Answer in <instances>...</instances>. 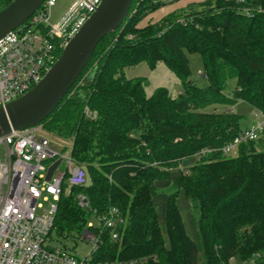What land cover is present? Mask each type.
<instances>
[{
	"label": "trees",
	"instance_id": "trees-1",
	"mask_svg": "<svg viewBox=\"0 0 264 264\" xmlns=\"http://www.w3.org/2000/svg\"><path fill=\"white\" fill-rule=\"evenodd\" d=\"M164 5L132 0L124 22L101 39L40 123L46 133L72 140L71 158L87 177L83 187L62 186L49 241L66 249L91 218L114 209L123 219L117 241L109 230L91 229L99 239L95 264H264V151L248 142L235 157L224 156L221 148L244 129L243 117L208 111L243 102L264 113V0H206L140 26ZM187 54L200 56L206 86L190 79ZM159 62L182 86L176 97L165 88L147 97L142 79L124 76L126 68ZM230 80L235 85L227 93ZM202 150L209 152L197 159ZM180 166L187 169L171 177ZM164 181L161 230L153 198L155 183ZM181 192L194 213L197 244L176 205ZM79 194L87 209L77 205Z\"/></svg>",
	"mask_w": 264,
	"mask_h": 264
},
{
	"label": "built area",
	"instance_id": "built-area-1",
	"mask_svg": "<svg viewBox=\"0 0 264 264\" xmlns=\"http://www.w3.org/2000/svg\"><path fill=\"white\" fill-rule=\"evenodd\" d=\"M3 1L0 0V10ZM57 1L46 0L39 12L37 10L23 25L0 39V108L39 83L55 62L56 41H63L60 45L63 49L100 2L82 0L80 8L70 17L67 15L52 26L48 23L49 10ZM199 75L202 76V72ZM252 117V124L221 148L224 156L235 157L241 144L255 142L264 134V113L254 111ZM42 132L45 131L38 126L12 131L0 138V264H95L91 257L99 239L91 229L109 230L111 240L117 241L116 230L123 219L117 210L110 209L107 215L89 220L81 237L76 243L66 244V249L49 241L62 186L83 187L87 177L71 158L72 140L66 139V146L57 150ZM208 152L202 150L195 157L199 159ZM57 161L59 164L46 180L49 167ZM62 163L65 168L60 171ZM75 200L80 208L87 209L83 195H77ZM41 202L46 205L42 206ZM84 244L89 248L80 257L76 250Z\"/></svg>",
	"mask_w": 264,
	"mask_h": 264
},
{
	"label": "water",
	"instance_id": "water-1",
	"mask_svg": "<svg viewBox=\"0 0 264 264\" xmlns=\"http://www.w3.org/2000/svg\"><path fill=\"white\" fill-rule=\"evenodd\" d=\"M46 0H12L0 10V39L23 25ZM132 0H100L71 36L60 56L30 91L0 108V138L40 126L60 104L90 60L101 39L124 22ZM57 161L49 167V180Z\"/></svg>",
	"mask_w": 264,
	"mask_h": 264
},
{
	"label": "rangeland",
	"instance_id": "rangeland-1",
	"mask_svg": "<svg viewBox=\"0 0 264 264\" xmlns=\"http://www.w3.org/2000/svg\"><path fill=\"white\" fill-rule=\"evenodd\" d=\"M7 1V0H6ZM162 3H167V0H160ZM82 0H59L56 2L55 6L49 10V19L48 23L52 26L57 25L62 18L68 15H72L77 7L81 4ZM80 7H78L79 9ZM149 14L143 19L140 26H144L148 22L153 21L152 16ZM151 19V20H149ZM155 22V21H154ZM70 39V38H69ZM68 41V40H67ZM188 67L190 71V79L195 82L199 87L206 86L207 82L204 76L199 75V72H202V62L198 54H187ZM124 76L126 79H142L144 81V92L147 97L153 94V92L158 88H165L166 91L172 96L176 97L178 93L182 90V86L179 80L174 76V74L169 70V68L162 62L157 63L154 68H149L145 63H142L135 67L126 68L124 70ZM235 85L234 80H230L226 85V92L230 93ZM208 111H215L218 113H228L233 112L239 116L243 117L241 127L246 128L252 124L254 121L252 117V109L243 102H238L232 107H215ZM42 136L46 137L49 142L56 147L57 150L62 149L68 143L66 139H60L52 133L42 132ZM254 148L257 152L264 151V134L254 142ZM65 168V163H62L59 167L60 171H63ZM187 169L185 166H180L175 170L170 171L171 177L176 176L178 173L183 172ZM169 186V181L157 182L155 183L156 195L153 198V205L155 212L158 217L161 230L164 229V210H165V200L167 197V187ZM42 206H45L46 203L41 202ZM176 205L181 215L185 231L187 236L197 244V231L194 224L195 218L194 213L188 203V200L182 194H179V197L176 200ZM91 221L92 218H91ZM164 236V235H163ZM165 238V236H164ZM56 246V245H55ZM88 245L84 244L79 245L76 250L77 254L80 257H83L88 251ZM202 256L199 253L198 262L201 263ZM231 264H242L236 259L231 261Z\"/></svg>",
	"mask_w": 264,
	"mask_h": 264
},
{
	"label": "crops",
	"instance_id": "crops-1",
	"mask_svg": "<svg viewBox=\"0 0 264 264\" xmlns=\"http://www.w3.org/2000/svg\"><path fill=\"white\" fill-rule=\"evenodd\" d=\"M167 1L168 2L164 6H162L159 10H157L156 12H154L150 15V16H152L150 18L153 19V21H151V22H154V21L158 22L167 14H170V13L178 11V10L185 9L189 5L199 4V3L205 2L206 0H178V1L167 0ZM149 20H151V19H149ZM253 112H254V110L252 109V113Z\"/></svg>",
	"mask_w": 264,
	"mask_h": 264
}]
</instances>
